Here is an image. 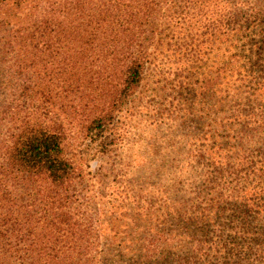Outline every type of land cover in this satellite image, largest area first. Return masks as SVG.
I'll use <instances>...</instances> for the list:
<instances>
[{"label": "trees", "instance_id": "trees-1", "mask_svg": "<svg viewBox=\"0 0 264 264\" xmlns=\"http://www.w3.org/2000/svg\"><path fill=\"white\" fill-rule=\"evenodd\" d=\"M168 77L201 102L231 89L260 99L264 0H0V264H111L105 247L123 232L80 144L108 157L117 114ZM225 107L240 143L209 184L229 215L172 258L167 236L149 237L129 264H264V136L251 105Z\"/></svg>", "mask_w": 264, "mask_h": 264}, {"label": "rangeland", "instance_id": "rangeland-1", "mask_svg": "<svg viewBox=\"0 0 264 264\" xmlns=\"http://www.w3.org/2000/svg\"><path fill=\"white\" fill-rule=\"evenodd\" d=\"M237 76L241 79L242 75H232L229 80L232 88L240 83ZM149 84L143 83L130 110L124 108L117 114L114 152L107 157L97 154L94 145L80 144L84 157L81 168L97 177L94 191L116 205L115 214L108 216L114 217L113 222L121 225L117 231L123 232L116 235L119 239L115 244L105 247L108 251L103 260L111 264L114 259H119L118 264L138 259L144 252L142 241L158 233L167 236L166 243L160 245L162 257L172 258L179 253L176 246L184 245L181 240L208 238V232L224 223L234 203L223 191L222 203L218 196L221 191L209 180L214 165L225 166L226 157L232 156L230 148L240 143L227 125L226 105H251L258 137L264 136V93L259 99L244 90L235 97L231 89L201 102L181 90L173 77L157 86ZM153 88L157 93L150 92ZM262 144L256 142L254 149L262 152ZM101 163L104 170L98 171ZM211 205L213 215L206 217ZM183 232L186 235L182 236ZM129 243L131 251H122Z\"/></svg>", "mask_w": 264, "mask_h": 264}]
</instances>
